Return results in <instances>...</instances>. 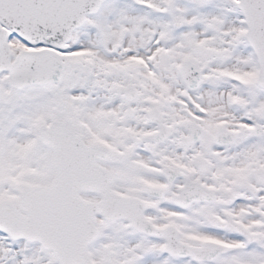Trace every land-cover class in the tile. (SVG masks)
Returning a JSON list of instances; mask_svg holds the SVG:
<instances>
[{
	"label": "snow or ice",
	"instance_id": "snow-or-ice-1",
	"mask_svg": "<svg viewBox=\"0 0 264 264\" xmlns=\"http://www.w3.org/2000/svg\"><path fill=\"white\" fill-rule=\"evenodd\" d=\"M0 264H264V0H0Z\"/></svg>",
	"mask_w": 264,
	"mask_h": 264
}]
</instances>
